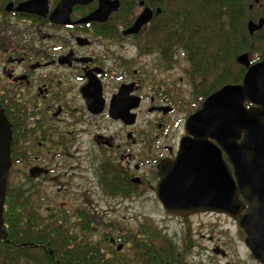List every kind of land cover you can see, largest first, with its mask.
I'll return each instance as SVG.
<instances>
[{"label":"flooded vegetation","instance_id":"1","mask_svg":"<svg viewBox=\"0 0 264 264\" xmlns=\"http://www.w3.org/2000/svg\"><path fill=\"white\" fill-rule=\"evenodd\" d=\"M24 1H0V109L10 127L8 188L15 200L30 203L29 208L42 218L67 224L75 232L120 233L125 226L122 220H112L108 210L96 211L90 174L103 194L117 201L140 195L142 188H149L158 199L162 165L176 159L181 140L191 137L185 129L187 118L214 91L197 94L196 106L183 120L182 130L172 134V118L188 106L186 87L189 79L190 83L195 79L172 58L181 48L169 46L168 58L156 48L153 32L164 21V4L171 6L172 0H116L118 7L105 21L87 23L75 22L96 10L99 0L75 4L69 13L72 24L49 20L60 0H47L46 16L17 11L16 6ZM233 6L242 10L233 21H245L247 48L240 54L248 55L250 65L262 61L264 0H234ZM145 9L151 12L148 22L137 33L125 34ZM8 18L17 21L10 23ZM261 20L262 26L251 31L249 23L258 26ZM46 28L56 32L46 33ZM148 37L149 48L140 50L139 44ZM256 39V46L263 44V48L254 57ZM180 53L185 56L183 50ZM215 76L213 83L219 80L218 73ZM246 106L253 105L246 102ZM142 112L143 129L139 124ZM18 173L22 174L21 194L12 184ZM59 196L77 201L74 208L65 209V199L55 207ZM35 201L47 203L46 216L33 208ZM167 213L231 218L207 210ZM117 240L112 239L111 246L124 253L126 245Z\"/></svg>","mask_w":264,"mask_h":264},{"label":"water","instance_id":"2","mask_svg":"<svg viewBox=\"0 0 264 264\" xmlns=\"http://www.w3.org/2000/svg\"><path fill=\"white\" fill-rule=\"evenodd\" d=\"M90 1L60 0L49 20L72 24V6ZM47 3L26 0L15 9L46 16ZM117 7L116 0H99L96 10L75 23L105 21ZM150 18L151 12L145 9L124 33H137ZM262 24V20L258 26L250 22L249 28L253 31ZM236 62L247 68L242 81L214 91L187 118L185 129L191 137L181 140L174 161L162 165L157 197L172 214L207 210L229 215L243 231L252 256L264 264V58L250 65L244 53ZM246 102L253 106L248 108ZM9 166L10 127L0 109V239L4 237L1 227ZM212 251L226 255L220 248Z\"/></svg>","mask_w":264,"mask_h":264},{"label":"trees","instance_id":"3","mask_svg":"<svg viewBox=\"0 0 264 264\" xmlns=\"http://www.w3.org/2000/svg\"><path fill=\"white\" fill-rule=\"evenodd\" d=\"M233 2L172 0L168 11L163 8V16L171 21H162L153 32L156 48L164 58H168L169 46L184 51L191 65L189 75L197 78L203 72L218 73V81L202 88L200 94L204 96L227 83H240L245 72L235 61L247 47L241 37L246 35L244 23L233 21L242 10L234 8ZM176 4L171 14L170 8ZM2 11L0 8V15ZM214 24L218 25L217 32L205 31ZM143 41L140 50L149 48L151 37ZM229 66L235 67L234 76L225 73ZM29 206L15 200L6 184L0 264H135L136 260L139 264H191L187 250L172 244L156 227L133 229L125 225L120 233H101L94 241L95 232H75L67 224L42 218ZM117 238L126 245L124 253L111 246V240Z\"/></svg>","mask_w":264,"mask_h":264},{"label":"rangeland","instance_id":"4","mask_svg":"<svg viewBox=\"0 0 264 264\" xmlns=\"http://www.w3.org/2000/svg\"><path fill=\"white\" fill-rule=\"evenodd\" d=\"M211 1L219 2L223 0ZM172 6L173 7L170 8L171 14L178 4ZM168 7L169 6L167 4H164L163 6L164 10L167 9V11ZM161 19L165 21L167 17L163 16L162 14ZM7 21L14 23L17 20L15 18H8ZM242 22L245 24V21ZM217 27L218 25L215 24L210 25L205 31L217 32ZM45 32L53 33L56 31L51 28H46ZM241 37L245 38L243 35H241ZM257 43L258 40L254 43V57L257 56L263 48V44L261 46H256ZM131 48L134 50V47ZM180 51L182 50L179 49L177 52L178 54H174L172 58L176 60L177 63L179 62L180 64H184V66H186L187 72L189 73L191 72V65L187 61L186 56H183L181 53L179 54ZM239 54L240 52L237 55ZM232 58L234 59V57ZM237 66L240 67L241 65ZM225 73L230 77L234 76L235 67L229 66V71L226 70ZM215 74L216 72L208 71L206 74L203 72L201 76L204 77L195 78L193 83H190L189 79L188 83L190 85L187 84L186 87L187 92H189V103L183 111H179L172 118V121L174 122L171 132L172 134L178 135L180 133L182 130L181 124L183 120L185 117H187L189 112L194 110V106H196V100H194V98H199L197 94H200L203 85H209L213 83ZM194 84L195 87H193ZM191 90L196 96L192 94ZM144 117L145 113L142 112L139 119V124L141 125L140 127L142 129L145 128ZM16 175L17 176L12 183L13 188L15 187L14 191L17 194H21L22 174L18 173ZM90 176L93 180L92 186L96 190V194H94L92 202L96 206L97 212L108 210L109 216L112 217V220L120 219L123 221L124 225H127V227H132L133 229H137L138 227L141 228V226L156 227L167 237L169 241L172 242V244L174 243L177 247H181L183 245V249H186L188 252L187 256L189 260L191 259L193 262L191 264H261L252 256L251 252L246 247L244 243L245 235L243 231L237 226V223L232 220L233 218L231 219L214 214H198L191 215L189 217L170 216L155 197V193L150 191L149 188H142L141 193L138 196L124 198L123 200L120 199L117 201L116 199L103 194V190L96 178H93V174H90ZM72 190H74V187ZM97 197H99V199ZM62 199L67 200V202L63 201ZM55 201V207L59 205L58 203L65 202V209L67 210L73 209L77 202L70 200V197L65 198L63 196L57 197ZM31 203L33 208H38L41 215H47L45 210V206L47 204L46 202L35 201ZM100 234L101 233H95V236L92 237V240L97 241L96 239ZM215 248L222 249L226 255L223 257L221 254L214 253L212 250Z\"/></svg>","mask_w":264,"mask_h":264}]
</instances>
